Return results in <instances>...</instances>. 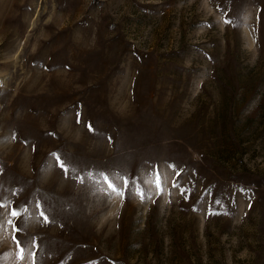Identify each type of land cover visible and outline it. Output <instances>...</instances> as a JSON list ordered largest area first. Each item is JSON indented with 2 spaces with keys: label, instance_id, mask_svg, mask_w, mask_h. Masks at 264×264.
<instances>
[{
  "label": "rangeland",
  "instance_id": "obj_1",
  "mask_svg": "<svg viewBox=\"0 0 264 264\" xmlns=\"http://www.w3.org/2000/svg\"><path fill=\"white\" fill-rule=\"evenodd\" d=\"M0 205V264H264V0H0Z\"/></svg>",
  "mask_w": 264,
  "mask_h": 264
},
{
  "label": "snow or ice",
  "instance_id": "obj_2",
  "mask_svg": "<svg viewBox=\"0 0 264 264\" xmlns=\"http://www.w3.org/2000/svg\"><path fill=\"white\" fill-rule=\"evenodd\" d=\"M89 128H91V125H89ZM60 167L62 169H64L65 172H67V168H66V166H65V164H64L63 161H60ZM172 167H174V165ZM177 175H179V173ZM156 176H157V178H156V186L162 192L163 191V188L161 186L159 171H157ZM104 178H105V181L107 182L108 187L110 189H112L113 191H119V189L117 188V186L112 182V180L108 177L107 174H104ZM123 182L125 184L129 183V180H128V177L127 176L124 177V181ZM138 194L141 196V198H143L144 195H145L142 190H138ZM0 207H3V205H0ZM41 215L44 216V219H45L46 222H49L47 216L44 215V213H41ZM11 216L14 217V218L15 217H19L20 216V213L18 212V210H16L15 208H13L12 211H11ZM8 223L9 224H12V221L10 220ZM16 230L19 231V229H16ZM14 239H15V237H14ZM17 243H19V241H17ZM23 252H24V249L21 248V258H23Z\"/></svg>",
  "mask_w": 264,
  "mask_h": 264
}]
</instances>
